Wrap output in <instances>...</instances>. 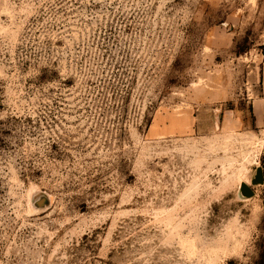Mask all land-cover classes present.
Returning a JSON list of instances; mask_svg holds the SVG:
<instances>
[{"label": "rangeland", "instance_id": "374dc122", "mask_svg": "<svg viewBox=\"0 0 264 264\" xmlns=\"http://www.w3.org/2000/svg\"><path fill=\"white\" fill-rule=\"evenodd\" d=\"M263 55L264 0H0V264H264Z\"/></svg>", "mask_w": 264, "mask_h": 264}, {"label": "crops", "instance_id": "0c3cea01", "mask_svg": "<svg viewBox=\"0 0 264 264\" xmlns=\"http://www.w3.org/2000/svg\"><path fill=\"white\" fill-rule=\"evenodd\" d=\"M250 112L253 120V127L257 131L258 136L264 142V55L260 68L259 92L250 100Z\"/></svg>", "mask_w": 264, "mask_h": 264}, {"label": "water", "instance_id": "95a60500", "mask_svg": "<svg viewBox=\"0 0 264 264\" xmlns=\"http://www.w3.org/2000/svg\"><path fill=\"white\" fill-rule=\"evenodd\" d=\"M263 181V175L261 167H256L254 177L251 179L252 184H260ZM239 190L243 196L249 197L253 194V191L245 184V182H241L239 186Z\"/></svg>", "mask_w": 264, "mask_h": 264}, {"label": "flooded vegetation", "instance_id": "af4514ba", "mask_svg": "<svg viewBox=\"0 0 264 264\" xmlns=\"http://www.w3.org/2000/svg\"><path fill=\"white\" fill-rule=\"evenodd\" d=\"M262 175H263V171H262ZM264 176V175H263Z\"/></svg>", "mask_w": 264, "mask_h": 264}]
</instances>
